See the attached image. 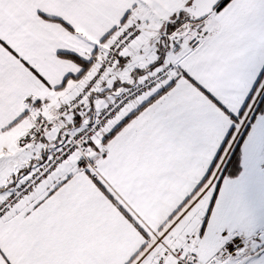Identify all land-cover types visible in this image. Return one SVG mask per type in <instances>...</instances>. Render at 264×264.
I'll return each instance as SVG.
<instances>
[{
	"label": "snow or ice",
	"instance_id": "snow-or-ice-1",
	"mask_svg": "<svg viewBox=\"0 0 264 264\" xmlns=\"http://www.w3.org/2000/svg\"><path fill=\"white\" fill-rule=\"evenodd\" d=\"M0 264H264V0H0Z\"/></svg>",
	"mask_w": 264,
	"mask_h": 264
}]
</instances>
